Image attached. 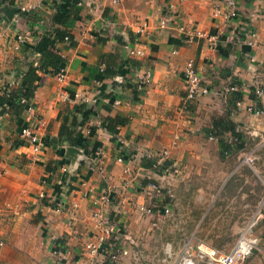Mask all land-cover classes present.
<instances>
[{
    "label": "crops",
    "instance_id": "0c3cea01",
    "mask_svg": "<svg viewBox=\"0 0 264 264\" xmlns=\"http://www.w3.org/2000/svg\"><path fill=\"white\" fill-rule=\"evenodd\" d=\"M174 2L173 21L162 28L165 7ZM215 3L0 0V93L8 85L13 90L22 87L31 66L37 67L38 76L30 102L34 116L27 109L19 115L0 114V232L5 242L0 246V264H131L127 220H139V208L152 205V185L169 186L180 169L196 157L205 159L209 140L222 154V143L210 139V133L214 122L231 108L224 93L230 83L238 85L243 101L230 118L239 129L264 131V115L247 111L250 105H264V0H238V17L228 22L213 16ZM176 22L221 35L218 46L186 40ZM60 29L72 41L52 48L63 58V66L55 72L51 65L43 68L48 58L34 47L45 33L55 35ZM20 35H27V42L21 43ZM189 60L195 61L212 93L185 102L183 70ZM107 63L126 73L115 77L120 105L107 97L111 83L104 80ZM144 68L151 69L152 81L138 91L136 71ZM258 89L262 95H256ZM116 115L127 122L112 133L104 123ZM260 118L262 125L254 127ZM24 125H31L51 144L33 153L20 138ZM63 125L75 132L77 144L60 141ZM96 146L104 150L108 171L104 178L88 166ZM166 149L177 170L168 176L146 163L149 154ZM42 191L47 194L44 199L39 198ZM109 192L112 200L104 203L103 211L122 228L128 250L118 262L93 256L86 248L100 233L93 200ZM51 195L64 199L65 210L56 211ZM54 237L65 248L64 258L53 253Z\"/></svg>",
    "mask_w": 264,
    "mask_h": 264
},
{
    "label": "rangeland",
    "instance_id": "374dc122",
    "mask_svg": "<svg viewBox=\"0 0 264 264\" xmlns=\"http://www.w3.org/2000/svg\"><path fill=\"white\" fill-rule=\"evenodd\" d=\"M259 120L252 125L261 126ZM237 130L243 150L223 157L209 140L205 159L196 157L169 186L152 187V205H167L169 213L128 218L131 264H178L189 254L198 257L200 245L227 253L252 220L255 233L264 235V131ZM248 154L251 163L244 160ZM241 264H264V241Z\"/></svg>",
    "mask_w": 264,
    "mask_h": 264
},
{
    "label": "built area",
    "instance_id": "2783aa9c",
    "mask_svg": "<svg viewBox=\"0 0 264 264\" xmlns=\"http://www.w3.org/2000/svg\"><path fill=\"white\" fill-rule=\"evenodd\" d=\"M122 0H112L113 3H119ZM183 0H177V2H182ZM216 3L213 8V16L215 18L223 19L225 22L238 17V0H215ZM176 7V3H171L165 7L166 15L163 18L160 26L162 28H166L170 24L171 16L174 15V9ZM171 17V18H170ZM173 19V18H172ZM171 19V20H172ZM173 21V20H172ZM175 28L182 33L186 40L193 41L195 39H202L208 42L211 47H217L219 41L221 39V35L217 33H210L207 30L198 29L195 27H190L185 24H178L175 23ZM138 39V38H137ZM18 40L21 43H25L28 40V36H19ZM66 41H69V38L66 37ZM138 54L143 55L141 51H137ZM176 53V51H174ZM136 89L138 91H142L146 89L152 81V71L150 68H144L139 71H136ZM60 80L64 78V74L59 75ZM183 78L186 85V95H185V102H190L195 100L200 95H207L212 93V90L204 84V80L202 78L201 73L199 72L196 63L194 60H189L186 62L184 70H183ZM119 80V78H118ZM121 82V80H119ZM118 89V88H117ZM240 92L239 87L235 83H230L227 88L225 89V96L227 97V101L229 99H233L235 102V106L231 105V115L230 117L233 118L236 116L238 110L242 107L243 101L242 98L236 97L235 93ZM263 91L258 89L256 90V95H262ZM22 102H26L25 99ZM122 100L120 98L115 99L114 104L120 105ZM188 104H184L182 106L183 109H187ZM27 111L29 112L30 116H34V108L32 105L29 104ZM247 111L250 114H254L257 116L264 115V105H250L247 107ZM6 115H8L6 113ZM20 138L22 142H27L31 145L33 153L37 154L42 150V146L45 144L44 137L40 136L38 133L35 132L34 128L31 125H26L20 131ZM210 139H218L213 134H210ZM230 143L233 144V147L236 145V138L232 135L228 137ZM170 150L166 149L156 155L149 154L147 156L148 159L153 160L154 167H161L166 162L170 161ZM119 161H123L122 157H118ZM244 160L248 163L253 162L252 155L248 154L245 156ZM88 166L90 170L93 172L98 173L100 176L107 177V165L104 159V150L103 148H99L96 150L92 155H90L87 159ZM173 165L168 166L164 169V176H168L175 173L177 170L173 168ZM128 171V169L126 170ZM156 187V185H152ZM88 195L87 192L84 193L86 197ZM47 197L45 191H42L39 194L40 199H44ZM51 198V205L54 206L56 211H63L66 208V204L64 199L61 197H54L53 195L50 196ZM111 192L108 194L99 197V199L93 200V218L96 222L97 228L100 230V233L97 236L96 241L92 243H88L86 248L88 249L89 253L93 256H99L110 260V262H118L120 256L123 254H127L128 250L126 249L123 239H122V228L117 223H112L110 218L104 214L103 207L104 203L110 202L111 199ZM74 207H78L76 203ZM139 210L143 213L147 214H167L169 213L168 207H162L161 205H150V206H142ZM258 222L256 220H252L250 224L247 226L245 231L241 234L240 238L233 246V248L227 252L222 253L215 248H206L203 245L199 246L200 254L199 256H194L192 254L187 255L178 264H241L248 256H250L255 250L260 249V245L262 241H264V235L259 236L255 233L254 229ZM54 244L55 247L53 249L54 255L57 257L64 258L65 248H63L60 241L54 237ZM5 244L4 239L0 232V246Z\"/></svg>",
    "mask_w": 264,
    "mask_h": 264
},
{
    "label": "trees",
    "instance_id": "16d2710c",
    "mask_svg": "<svg viewBox=\"0 0 264 264\" xmlns=\"http://www.w3.org/2000/svg\"><path fill=\"white\" fill-rule=\"evenodd\" d=\"M62 8L66 7V4L64 5L61 4ZM66 37L69 38V41H72V36L63 31V30H58L55 35L51 33H45L40 41L37 43V45L34 47V51L37 53L42 54L43 57L48 58L47 61L44 63L43 68L47 67L48 65H51L52 70L55 72H58L60 68L63 66V58L56 53L55 51H52V48H58V44H61L63 42H66ZM29 46V45H28ZM29 48V47H28ZM107 68L105 70V78L107 80H110V92L107 95L109 99L114 102L115 99L120 98V96L117 95L115 89L118 88V82L115 80V77L118 76H125L121 70L119 71L117 69L116 64H109L107 63ZM37 67L31 66L28 71L25 72L23 80H24V85L20 87L17 90H13L9 87V85L4 89L3 93H0V114H10V112L15 111L16 114H20L23 109H27L30 102L32 101L35 91L38 87L37 84ZM120 86V85H119ZM236 97H241V93L237 92L235 93ZM25 99L26 102H22V100ZM86 104V103H85ZM229 105L235 106V102L233 99H229ZM231 109L228 110V114L217 121L214 122V129L210 134H213L217 138H219L220 142L222 143V154L223 156H231L233 154L238 153L239 151L243 150L245 147V140L243 137V134L240 133L237 130V124L230 118L231 115ZM78 111L82 112L83 109L81 107H78ZM127 119L123 118L119 115H116L115 117H110L106 119L105 121V126L108 129V131L112 133H116L117 126L120 123H126ZM74 124H76V120L74 121ZM25 127L22 126L21 129ZM225 132H231L232 136L236 138L237 142L236 145L233 147V144L229 142L228 138L225 137ZM45 143L51 144L49 139L44 140ZM60 141H68L71 144H77L78 140L75 135L74 131H71L70 128L66 127L65 125L62 126L61 131H60ZM101 148V146H96L94 149L93 153ZM92 153L89 154V156ZM123 160L124 158L128 157H122ZM146 163L152 167L155 168L161 172L164 171L165 168L171 165V162H166L163 166L161 167H154V162L151 159H146Z\"/></svg>",
    "mask_w": 264,
    "mask_h": 264
}]
</instances>
